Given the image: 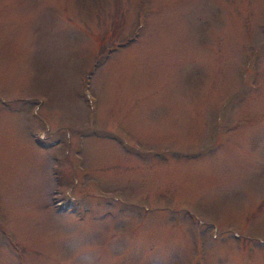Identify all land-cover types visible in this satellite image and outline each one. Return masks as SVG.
I'll list each match as a JSON object with an SVG mask.
<instances>
[{
  "label": "rangeland",
  "instance_id": "1",
  "mask_svg": "<svg viewBox=\"0 0 264 264\" xmlns=\"http://www.w3.org/2000/svg\"><path fill=\"white\" fill-rule=\"evenodd\" d=\"M0 264H264V0H0Z\"/></svg>",
  "mask_w": 264,
  "mask_h": 264
},
{
  "label": "trees",
  "instance_id": "2",
  "mask_svg": "<svg viewBox=\"0 0 264 264\" xmlns=\"http://www.w3.org/2000/svg\"><path fill=\"white\" fill-rule=\"evenodd\" d=\"M138 26H140V24H138ZM131 39V38H130Z\"/></svg>",
  "mask_w": 264,
  "mask_h": 264
}]
</instances>
